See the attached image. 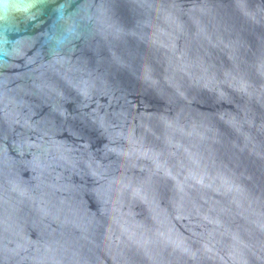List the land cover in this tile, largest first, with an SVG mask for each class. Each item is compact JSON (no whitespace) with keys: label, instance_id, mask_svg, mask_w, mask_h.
Here are the masks:
<instances>
[{"label":"water","instance_id":"water-1","mask_svg":"<svg viewBox=\"0 0 264 264\" xmlns=\"http://www.w3.org/2000/svg\"><path fill=\"white\" fill-rule=\"evenodd\" d=\"M0 264H264V0H0Z\"/></svg>","mask_w":264,"mask_h":264}]
</instances>
